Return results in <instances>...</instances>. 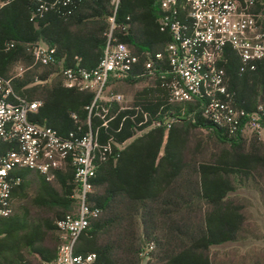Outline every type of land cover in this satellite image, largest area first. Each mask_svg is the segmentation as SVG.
<instances>
[{
	"label": "trees",
	"instance_id": "1",
	"mask_svg": "<svg viewBox=\"0 0 264 264\" xmlns=\"http://www.w3.org/2000/svg\"><path fill=\"white\" fill-rule=\"evenodd\" d=\"M56 1L12 0L0 8V74L9 78L16 67L33 64L29 43L44 41L56 48L57 67L29 70L24 77L13 81L14 89L29 101L42 102L38 111L30 115L31 122L53 128L64 138L71 132L81 135L92 130L97 139V173L92 180L94 192L89 202L101 208L102 215L81 234L76 254L96 253V264H142L141 255L154 245L146 257L147 264H215L213 247L240 242L250 236L247 206L231 194L238 185L256 184L264 195V145L254 141L247 147L237 142L241 133L229 138L203 117L201 101L187 103L191 122L171 128L163 124L151 128L154 121L163 120L174 110L167 80L160 77L156 79L165 96L162 117L158 109L163 105L155 99L140 101L127 110L112 107L107 125L96 111L90 117L88 108L95 101V93L67 88L62 76L63 69L76 66V63H62L64 38H69L68 26L86 0H75L68 5ZM134 6L133 2L131 7ZM125 7L122 4L118 10V27L113 36L129 44L131 32L124 28L129 20L125 19ZM258 10L264 13V0ZM160 19L152 32L170 43V34L162 32ZM104 43L105 38L103 46ZM146 60L145 56L141 57L138 75L142 74ZM222 67L238 108L252 113L264 104V62H258L255 70L241 72L240 58L227 48ZM52 74L57 76L49 82ZM261 124L264 126V114ZM198 128L214 134L222 145L219 152L207 156L201 150L198 158L191 155L189 134ZM66 163L70 165L66 172L71 177L62 182L63 192L52 203L54 208L49 210L51 218L47 225L30 230L31 224L25 223L23 230L31 231L34 243L44 244V253L38 251L44 260H53L54 257L47 255L51 252L46 246L50 234L60 232L57 221L69 214L67 211L76 203L74 168L69 160ZM62 175H65L62 170L54 173L55 178ZM12 178L21 180L14 185V193L23 186L24 178ZM43 183L46 189L52 188V181L45 177ZM16 231L12 228L7 235ZM251 264H264V256H256Z\"/></svg>",
	"mask_w": 264,
	"mask_h": 264
},
{
	"label": "built area",
	"instance_id": "2",
	"mask_svg": "<svg viewBox=\"0 0 264 264\" xmlns=\"http://www.w3.org/2000/svg\"><path fill=\"white\" fill-rule=\"evenodd\" d=\"M11 1L0 0V8ZM73 1L57 0L56 4L68 5ZM157 2L161 9V30L170 34L171 42L164 52L145 55L142 74L135 73L141 57L114 38V27L107 34L104 55L95 68L77 64L62 70L67 88L95 93V101L88 108L90 117L96 111L107 125L112 111L110 103L123 101V96L118 95L101 102L104 105L99 103L111 79L126 81L154 76L167 80L171 104L203 102V117L229 138L237 137L245 127L260 128L264 104L252 113L238 108L222 64L227 48L233 49L240 58L241 72L249 68L255 70L258 62H264V13L258 10L261 0ZM27 47L33 66L57 67L56 48L42 41L29 43ZM13 81L0 74V217L8 218L13 213L12 190L21 181L11 177L15 168L37 171L52 181L54 172L69 160L78 188L73 196L77 210L56 223L65 242L59 247L55 264H96V253L75 252L81 234L102 215V209L89 202L94 192L92 180L97 173L98 142L94 132L90 130L81 135L71 132L64 138L53 128L31 122L30 115L37 112L42 103L29 101L17 93ZM154 124L162 125L159 120ZM172 125L168 123V128ZM2 145H7L3 152ZM153 249L154 245H150L147 254Z\"/></svg>",
	"mask_w": 264,
	"mask_h": 264
},
{
	"label": "crops",
	"instance_id": "3",
	"mask_svg": "<svg viewBox=\"0 0 264 264\" xmlns=\"http://www.w3.org/2000/svg\"><path fill=\"white\" fill-rule=\"evenodd\" d=\"M135 3L134 7H131L132 3ZM122 4H126L125 13L128 20V24L124 26L128 27L131 32L130 43L128 47L138 56L144 57L147 53L155 54L164 52L169 44L166 38H159L157 34L152 32L156 24L159 23L161 18V9L157 0H86L84 5L80 8L77 16L73 19L68 26L67 38H64V50L62 63H76L83 65L87 69L95 68L104 55V51L107 45L108 31L113 29V35L117 30V14ZM130 5V6H129ZM130 8V9H129ZM127 10L128 11L127 13ZM108 32V33H107ZM153 35H152V34ZM106 39L104 46L102 44L103 39ZM93 39V40H92ZM44 42V41H42ZM126 44V43H125ZM66 48L69 51L66 52ZM67 53V54H66ZM69 53V54H68ZM40 68L42 66H18V73H15V69L12 72L11 79L24 77L25 74L32 69ZM23 69V72H22ZM141 71V67H137L135 73L138 74ZM14 74V75H13ZM57 74H52L49 78L51 82ZM4 77V76H3ZM6 78V77H5ZM141 78H133V80ZM132 80V81H133ZM37 83H42L37 80ZM132 81H118L111 79L105 90L104 98L108 102L110 98L107 96V92L113 85L119 84H131ZM158 81L156 77L151 78V83H148L141 88L135 89L131 93L124 91L121 92L124 100L128 99L130 106L124 107L122 103L111 102L112 107H119L120 110H127L132 108L136 103L140 101H149L155 99L156 102L162 103L158 113L162 114L165 111L164 101L161 89L157 85ZM43 84H45L43 82ZM41 102V101H38ZM42 103V102H41ZM164 114L161 115V117ZM144 132L140 133L142 135ZM237 142H241L239 138ZM7 145H2V152L6 150ZM68 163L56 170L65 172V175L59 176L52 180V188L46 189L43 183V176L37 171H33L26 168H15L11 172V177H22L23 186L16 189L12 198L13 213L8 218L0 217V262L4 264H55L56 255L59 250V240H53L54 235H58L59 232H53L50 234V241L46 245L51 249V252H47L49 258L54 257L53 260H44L38 251L46 249L42 243H34L32 240L31 231L25 233V223H30V230L41 225L46 226L48 220L51 218L50 209H53V202L59 200V194L63 192L62 182L68 179L70 176L67 171ZM13 174V175H12ZM77 209L76 203H74L67 213H74ZM60 211H63L60 209ZM18 230L13 235H7L11 230ZM46 254V252H45Z\"/></svg>",
	"mask_w": 264,
	"mask_h": 264
},
{
	"label": "rangeland",
	"instance_id": "4",
	"mask_svg": "<svg viewBox=\"0 0 264 264\" xmlns=\"http://www.w3.org/2000/svg\"><path fill=\"white\" fill-rule=\"evenodd\" d=\"M15 73H18V69H15ZM151 78H154V76L133 80L131 84L113 85L108 90L107 96L113 98L121 95L122 91L131 93L135 89L151 83ZM105 101V99H102L99 103ZM121 103L124 107L130 106L128 99H123ZM185 121H192V116L187 110V104H174V110L160 122L168 127V123L177 125ZM155 127L158 126L153 124L151 128ZM189 135L191 155L195 158H198L202 151L207 156H210L213 153L219 152L222 148L221 143L214 134L206 129H193ZM239 140L245 143L247 147L254 141L264 145V126L261 124L260 128L245 127L240 134ZM260 190L261 187L256 184H249L248 186L238 185L237 191L231 194L232 198L247 206L249 217L247 234L250 236L240 242L213 247L212 256L215 264H251L253 259H256V256H264V195H262ZM53 240H59L60 247L65 242L64 234L59 232L58 235L53 236ZM147 255V250H145L143 255H141L143 256L142 264L148 263L149 259L146 258Z\"/></svg>",
	"mask_w": 264,
	"mask_h": 264
}]
</instances>
